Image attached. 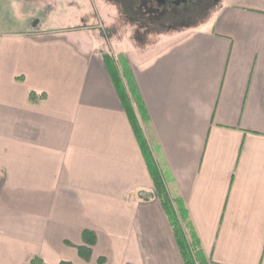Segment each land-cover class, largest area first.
I'll list each match as a JSON object with an SVG mask.
<instances>
[{
  "label": "crops",
  "instance_id": "0c3cea01",
  "mask_svg": "<svg viewBox=\"0 0 264 264\" xmlns=\"http://www.w3.org/2000/svg\"><path fill=\"white\" fill-rule=\"evenodd\" d=\"M72 1L49 30L53 0H0L16 15L0 23V264H185L104 60L115 47L198 263L264 264V0L109 50Z\"/></svg>",
  "mask_w": 264,
  "mask_h": 264
},
{
  "label": "rangeland",
  "instance_id": "374dc122",
  "mask_svg": "<svg viewBox=\"0 0 264 264\" xmlns=\"http://www.w3.org/2000/svg\"><path fill=\"white\" fill-rule=\"evenodd\" d=\"M221 0H189L186 4L168 8L166 12L161 14L155 25L150 28L141 27L144 24H132L125 22L123 23V16L121 10H119L117 4L110 0H80L84 6V10H87L88 17L81 20V25L90 24L95 27V31L99 32L101 43L107 50L113 49L114 45H121L124 42L131 41L136 46H146L149 43H155V41L163 40L164 35H171L172 31L181 29H194L197 26L209 22L214 14L219 10ZM80 6V5H79ZM42 11L38 13V19H43L41 27L58 28L68 21H63L60 16H57L55 12L60 10L68 15V18L76 7L72 0L67 2L55 1L49 6H42ZM81 7V6H80ZM8 6L0 5V23L6 24V26L12 22H16V15H14ZM106 10L108 20H102L98 17V11ZM69 11V12H68ZM76 12V11H75ZM75 14L72 15L74 18ZM67 18V17H66ZM14 19V20H12ZM38 21V20H36ZM140 21V20H138ZM127 27V28H126ZM131 29L133 33H126L128 29ZM125 48L115 47L111 52V56L115 61L120 71L125 67L126 60H124L123 51ZM139 117L141 114H138ZM179 220L185 233L183 225L182 215L179 212ZM186 235V234H185ZM194 255H196L194 253Z\"/></svg>",
  "mask_w": 264,
  "mask_h": 264
},
{
  "label": "trees",
  "instance_id": "16d2710c",
  "mask_svg": "<svg viewBox=\"0 0 264 264\" xmlns=\"http://www.w3.org/2000/svg\"><path fill=\"white\" fill-rule=\"evenodd\" d=\"M117 4L123 16V23L128 22L132 24H144L141 27H153L161 14L167 11L168 8H173L177 5H171L169 0H165L166 5H162L161 0H110ZM140 20V21H138ZM104 60L107 64L112 80L115 84L117 92L120 96L124 110L127 114L129 122L133 128L139 147L147 160V165L153 176L155 189L159 196L165 211L169 217L173 231L176 235L181 253L183 255L185 264H200L198 263L197 256L194 255V248L188 243L186 235L179 220V214L175 211L169 195L165 189L162 177L154 163L148 146L144 130L138 114H143V104L136 96L129 94L127 87L124 83V78L118 69L112 56L105 55ZM30 100H35L37 94L31 92L29 95ZM144 115V114H143ZM84 241L86 246L79 248L80 255L88 260L92 253V247L96 244V235L91 231H84ZM27 264H47L43 259L36 257ZM69 264V263H63Z\"/></svg>",
  "mask_w": 264,
  "mask_h": 264
},
{
  "label": "flooded vegetation",
  "instance_id": "af4514ba",
  "mask_svg": "<svg viewBox=\"0 0 264 264\" xmlns=\"http://www.w3.org/2000/svg\"><path fill=\"white\" fill-rule=\"evenodd\" d=\"M189 0H169V3L171 5H182V4H186ZM162 5H166L167 2H165V0H161Z\"/></svg>",
  "mask_w": 264,
  "mask_h": 264
}]
</instances>
